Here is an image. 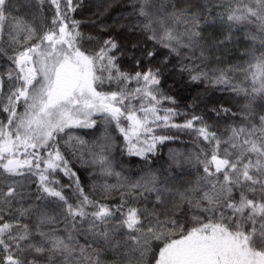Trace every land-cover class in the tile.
Masks as SVG:
<instances>
[{
	"label": "snow or ice",
	"instance_id": "snow-or-ice-1",
	"mask_svg": "<svg viewBox=\"0 0 264 264\" xmlns=\"http://www.w3.org/2000/svg\"><path fill=\"white\" fill-rule=\"evenodd\" d=\"M0 264H264V0H0Z\"/></svg>",
	"mask_w": 264,
	"mask_h": 264
},
{
	"label": "trees",
	"instance_id": "trees-1",
	"mask_svg": "<svg viewBox=\"0 0 264 264\" xmlns=\"http://www.w3.org/2000/svg\"><path fill=\"white\" fill-rule=\"evenodd\" d=\"M200 3H204V0H200ZM93 11H95V9H93ZM77 18L80 19L82 17L78 16ZM208 33H211L214 36H216L217 38H220L218 32H215L212 29H208L206 34H208ZM242 51H243V45L232 44V45H227L224 49H220V50L216 51L214 53V55L216 57H220L221 59L225 60L226 63H228V64H234L238 60H240ZM226 99H227V96L225 95L224 100H226ZM220 102L223 103L224 101L221 100ZM225 106H227V105H225ZM221 126H223V124ZM86 139H88V137H86ZM183 139L187 140L188 138L183 137ZM169 147L183 149L184 145H182V144H170L167 147L163 148L162 157L164 159L167 158V151H168ZM124 163H125L126 167L130 168L133 172H135L137 175H139L138 166L142 163L140 158H138V157H125ZM81 176L87 185L90 186L92 184L93 181H92V179L89 178L88 172L82 171ZM110 182H114V180H112ZM109 259H111V257H109Z\"/></svg>",
	"mask_w": 264,
	"mask_h": 264
}]
</instances>
